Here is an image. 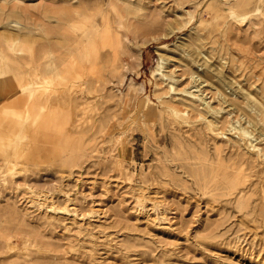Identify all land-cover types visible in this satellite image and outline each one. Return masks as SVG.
<instances>
[{
    "label": "rangeland",
    "instance_id": "rangeland-1",
    "mask_svg": "<svg viewBox=\"0 0 264 264\" xmlns=\"http://www.w3.org/2000/svg\"><path fill=\"white\" fill-rule=\"evenodd\" d=\"M0 264H264V0H0Z\"/></svg>",
    "mask_w": 264,
    "mask_h": 264
},
{
    "label": "bare ground",
    "instance_id": "bare-ground-1",
    "mask_svg": "<svg viewBox=\"0 0 264 264\" xmlns=\"http://www.w3.org/2000/svg\"><path fill=\"white\" fill-rule=\"evenodd\" d=\"M116 13H117V12H116ZM103 15H104V14H103ZM106 15H108V14L106 13ZM86 16H87V15H86ZM91 16H92V15H91ZM94 16H95V15H94ZM89 17H90V15H89ZM89 17H88V18H89ZM90 18H91V17H90ZM79 19H80V18H79ZM92 19H93V18H92ZM105 19H106V18H105ZM74 20H75V19H74ZM81 20H86V19H80V21H79L78 23H80ZM88 21H90V19H89ZM103 21H105V20H103ZM82 22H83V21H82ZM84 22L87 23V21H84ZM107 22H108V21H107ZM107 22H106V23H107ZM97 23H98V22H97ZM97 23H96V24H97ZM107 24H108V23H107ZM107 24H106V25H107ZM85 25H86V24H85ZM90 25H91V24H90ZM108 26H109V25H108ZM84 27H85V26H84ZM95 27H96V25H95ZM87 28H88V27H87ZM89 28H90V27H89ZM89 28H88L87 32L85 31L86 33L84 32V35H80V36L77 37V42H78L79 44H78V45L76 44V45H77V46L80 45V49L76 47L77 49L75 50V52H76V51H81V50H83V49L86 50V49H88V47H90V48H91L90 50H91V51H92V50L94 51V52L92 51L93 53L90 51V53H92L93 55L98 53V51H96L97 49L94 50L93 48L95 47V45H97V44H96V43L98 42L97 38H98V36H100V34H102V33H100V32L98 33V32L95 30V28H94L93 26H92V28H94L93 30H91V28H90V30H89ZM98 28H99V27H98ZM106 28H107V26H106ZM110 28H111V27H110ZM195 28H196V27H195ZM107 29H108V28H107ZM107 29H106V30L103 29V35H104V36H105V34H106V33H104V31H107ZM109 31H110V30H109ZM82 34H83V33H82ZM103 35H102V37H103ZM128 35H129V34H128ZM75 36H76V35H75ZM75 36H74V37H75ZM106 36H108V37H107L108 40H106L105 43H107V41H109V39H112V37H111L112 34L110 35V32L107 33ZM104 38H105V37H104ZM74 39H75V38H74ZM105 39H106V38H105ZM102 40H103V38H102ZM113 40H114V39H113ZM205 40H207V37L205 38ZM100 41H101V40H100ZM100 41H99V42H100ZM103 41H105V40H103ZM117 41H118L117 43L119 44L120 40H119L118 36H117ZM99 42H98V43H99ZM109 42H110V41H109ZM112 42H114V41H111V43H112ZM75 43H76V42H75ZM103 43H104V42H103ZM103 43H102V41H101V44H100L101 46L99 45L101 48H102V45L105 44V43H104V44H103ZM195 43H196L197 45H199V46H203V44H205L206 42H205L204 40H202V35H201V34H198V35L196 36V38H195ZM73 44H74V43H73ZM104 46H105V45H104ZM92 47H93V48H92ZM95 48H96V47H95ZM103 48H104V47H103ZM88 50H89V49H88ZM86 52H87V50H86ZM86 52H85V58H87V56H90L89 59L92 60V62H93V59H94V60H95V59H98V58H96V55H94V56H93L92 54L88 55V53H86ZM88 52H89V51H88ZM96 52H97V53H96ZM79 53H80V52H78V54H79ZM82 53H83V52H82ZM74 54H75V53H74ZM80 54H81V53H80ZM83 55H84V54H83ZM91 55H92L94 58H93ZM99 55H100V54H99ZM97 56H98V54H97ZM75 57H77V56L75 55ZM78 57H80V56H78ZM91 57H92L93 59H91ZM80 58H84V57H80ZM113 58H114V56H113ZM115 58H116V55H115ZM87 59H88V58H87ZM87 59H85V60H87ZM89 59H88V62H90ZM161 59H162V63H163V62H164V59H163L162 57H161ZM75 60H76V58H75ZM82 60H83V59H82ZM113 60H114V59H113ZM116 60H117V58H116ZM78 61H79V59H78ZM83 61H84V60H83ZM99 61H100V59H99ZM84 62H85V61H84ZM86 62H87V61H86ZM86 62H85V63H86ZM114 62H115V61H114ZM75 63H79V62H75ZM75 63H74V64H75ZM85 63H84V64H85ZM70 64H71V63H70ZM80 64H81V62H80ZM82 64H83V63H82ZM84 64H83V65H84ZM87 64H88V63H87ZM90 64H91L90 66L93 67V65H92L91 62H90ZM93 64H94V63H93ZM96 64L99 65L98 63H96ZM96 64H94V67L97 66ZM163 64H164V63H163ZM78 66H79V65H78ZM80 66H81V65H80ZM84 66H85V65H84ZM88 67H89V65L87 66V68H88ZM72 68H73V66H72ZM74 68L76 69V67H74ZM84 68H85V67H84ZM78 69H79V68H78ZM82 69H83V68H82ZM82 69H80L79 71H81ZM88 69L90 70V68H88ZM92 69H93V68H92ZM92 69H91V70H92ZM91 70H90V71H91ZM95 70H96V69H95ZM83 71H84V70H83ZM161 74H162V71H158V75H161ZM164 77H165L166 79L169 78V77H167V76H165V75H164ZM84 81H85V80H84ZM84 81H83V82H84ZM95 82H96V81H95ZM85 84H86V82H85ZM170 84H173V83H170ZM130 85H132V83H130ZM169 87H173V85H170ZM69 89H70V88H69ZM92 89H93V88H92ZM55 92H57V91H55ZM90 92H91V91H90ZM91 93H92V92H91ZM49 95H50V94H49ZM49 95H48V96H49ZM37 96L40 97L39 95H37ZM194 96L197 97V95H194ZM38 97H36V98H38ZM44 98H46V96H45ZM46 99H47V98H46ZM197 99H198V100H202V99L199 98V97H197ZM37 100H38V99H36V101H37ZM7 101H8V99L5 98V99H2L1 102L5 104V103H8ZM46 101H47V100H46ZM46 101H45V102H46ZM206 103H207V102H206ZM204 104H205V103H204Z\"/></svg>",
    "mask_w": 264,
    "mask_h": 264
}]
</instances>
